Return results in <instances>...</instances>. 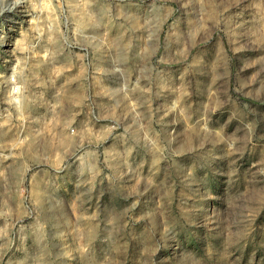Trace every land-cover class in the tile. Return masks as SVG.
Instances as JSON below:
<instances>
[{
    "label": "rangeland",
    "instance_id": "374dc122",
    "mask_svg": "<svg viewBox=\"0 0 264 264\" xmlns=\"http://www.w3.org/2000/svg\"><path fill=\"white\" fill-rule=\"evenodd\" d=\"M0 264H264V0L0 15Z\"/></svg>",
    "mask_w": 264,
    "mask_h": 264
},
{
    "label": "clouds",
    "instance_id": "9594fccd",
    "mask_svg": "<svg viewBox=\"0 0 264 264\" xmlns=\"http://www.w3.org/2000/svg\"><path fill=\"white\" fill-rule=\"evenodd\" d=\"M24 3V0H0V15L6 11H14ZM12 87L10 89V97L12 102L16 104L17 108L21 106L23 85L16 82L15 74L12 76Z\"/></svg>",
    "mask_w": 264,
    "mask_h": 264
}]
</instances>
